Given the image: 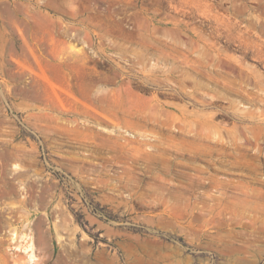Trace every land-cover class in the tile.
Masks as SVG:
<instances>
[{
	"label": "rangeland",
	"instance_id": "obj_1",
	"mask_svg": "<svg viewBox=\"0 0 264 264\" xmlns=\"http://www.w3.org/2000/svg\"><path fill=\"white\" fill-rule=\"evenodd\" d=\"M0 264H264V0H0Z\"/></svg>",
	"mask_w": 264,
	"mask_h": 264
},
{
	"label": "bare ground",
	"instance_id": "obj_2",
	"mask_svg": "<svg viewBox=\"0 0 264 264\" xmlns=\"http://www.w3.org/2000/svg\"><path fill=\"white\" fill-rule=\"evenodd\" d=\"M113 112V111H112ZM108 114V113H107ZM17 248V247H16ZM25 248V247H24Z\"/></svg>",
	"mask_w": 264,
	"mask_h": 264
}]
</instances>
